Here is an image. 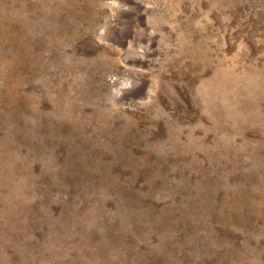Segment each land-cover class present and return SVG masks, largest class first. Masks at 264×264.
<instances>
[{"label": "rangeland", "instance_id": "1", "mask_svg": "<svg viewBox=\"0 0 264 264\" xmlns=\"http://www.w3.org/2000/svg\"><path fill=\"white\" fill-rule=\"evenodd\" d=\"M121 1L0 0V264H264V0Z\"/></svg>", "mask_w": 264, "mask_h": 264}, {"label": "bare ground", "instance_id": "2", "mask_svg": "<svg viewBox=\"0 0 264 264\" xmlns=\"http://www.w3.org/2000/svg\"><path fill=\"white\" fill-rule=\"evenodd\" d=\"M123 1V0H122ZM121 1V2H122ZM124 1H127L129 2V5L131 4L132 5V11H141L144 10L145 8H147V5H145L141 0H124ZM112 2V0H111ZM126 2V3H127ZM116 4V3H115ZM117 5V4H116ZM121 6V5H120ZM111 7V6H110ZM109 7V8H110ZM112 9V8H111ZM129 10V9H128ZM128 10H125V9H120V10H115L116 11V14L111 16V15H106L104 17V20L103 22L100 24L101 27L105 28V30H107V33H109L110 35H112L113 37H117L118 36V31L122 29L123 27V19L124 17L130 16V11ZM136 14L135 12L132 14V16ZM112 17L115 18L116 20V23L114 24L113 23V20H112ZM125 23V29L128 33H131L133 35V39H137V37H135L136 35L138 36H141L144 40L148 41V42H153V34L151 33V31L149 30L148 26L146 24H142V22L140 20H135V19H131L129 22H124ZM139 24H142L143 27H141V30L139 29V27L137 28V25ZM118 25V26H117ZM120 26V27H119ZM102 31V30H101ZM101 33V32H99ZM106 33V34H107ZM105 34V35H106ZM103 35V36H105ZM111 36V37H112ZM130 37V36H129ZM141 40V39H140ZM153 44V43H152ZM155 45V44H154ZM148 49V48H147ZM143 56V55H142ZM138 58V57H137ZM142 58V57H141ZM141 58H138L137 60V63L139 65H145L146 64V61L141 59ZM134 61V62H135ZM133 62V61H132ZM128 74V73H126ZM125 74V75H126ZM115 86V85H114ZM114 90V89H113ZM116 90V89H115ZM128 92H130V89L128 87L124 88V89H120L118 90L117 92H114L111 90V95L114 99H117L118 95H124V94H127ZM111 97V98H112ZM119 98V97H118Z\"/></svg>", "mask_w": 264, "mask_h": 264}]
</instances>
